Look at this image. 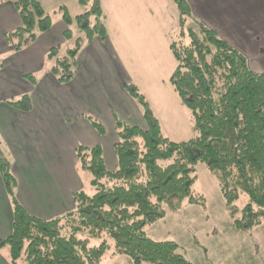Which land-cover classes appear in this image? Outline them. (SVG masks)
Returning a JSON list of instances; mask_svg holds the SVG:
<instances>
[{
    "label": "trees",
    "instance_id": "trees-1",
    "mask_svg": "<svg viewBox=\"0 0 264 264\" xmlns=\"http://www.w3.org/2000/svg\"><path fill=\"white\" fill-rule=\"evenodd\" d=\"M5 2L13 5L21 20L19 29L5 35L8 44L16 40V50L50 28V16L37 0H0ZM171 2L183 40L169 44L175 62L169 83L191 112L194 138L172 142L164 137L144 97L126 85V92L143 110L147 128L116 121L113 171L105 168L99 147H78V163L91 174L94 194H73L74 209L50 220L22 209L14 195L15 179L2 161L0 176L13 216L11 232L0 241V248L8 247L11 264H100L108 248L106 239L113 242V255L125 256L133 264H191L175 242L152 240L144 228L184 205H203L204 199L191 191L198 163L216 178L236 230L264 224V73H252L246 59L213 31L200 24L197 30L186 28L191 17L187 2ZM89 14L95 15L92 26L84 23ZM62 19L67 26L65 40L71 39L73 22L83 35L63 57L57 58L59 48L48 53V59L55 60L51 74L67 83L80 49L94 37L103 39L106 29L99 0H94L89 13L73 20L64 11ZM11 104L27 111L30 107L26 96ZM90 122L103 134L99 122ZM242 195L247 202L238 209L235 202ZM91 239L101 242L90 245Z\"/></svg>",
    "mask_w": 264,
    "mask_h": 264
},
{
    "label": "crops",
    "instance_id": "crops-1",
    "mask_svg": "<svg viewBox=\"0 0 264 264\" xmlns=\"http://www.w3.org/2000/svg\"><path fill=\"white\" fill-rule=\"evenodd\" d=\"M185 1L192 17L240 53L252 73H264V0ZM99 2L101 13L108 16L106 0ZM109 5L120 20L122 0H111ZM50 21L46 32L16 50V40L8 44L5 35L21 27L20 17L11 3L0 4V164L6 161L9 165L18 204L41 220L74 209L73 194L83 189L78 147H99L105 168L113 171L116 121L147 128L143 113L136 111L125 89L128 69L116 59L117 54L127 56L132 50L117 53L106 47L111 33L107 21L105 38L94 37L78 52L73 77L67 83H59L51 74L55 60L48 59V53L59 48L57 58L63 57L75 39L81 38L80 29L71 30V39L65 40L63 19L50 17ZM25 96L28 111L11 104ZM89 118L102 125L103 134L96 132ZM12 210L0 176V241L11 232Z\"/></svg>",
    "mask_w": 264,
    "mask_h": 264
},
{
    "label": "rangeland",
    "instance_id": "rangeland-1",
    "mask_svg": "<svg viewBox=\"0 0 264 264\" xmlns=\"http://www.w3.org/2000/svg\"><path fill=\"white\" fill-rule=\"evenodd\" d=\"M39 1L51 19H61L66 11L75 20V17L89 13L94 4V0ZM110 1L106 0L108 16L102 14L103 24L106 26L107 21L111 30L106 47L117 49V53L132 50L127 56L120 53L116 56L117 61L121 60L128 69L125 77L127 86L137 88V92L143 95L164 137L172 142L194 138L191 112L182 104L168 82L175 68L168 48L169 42L183 40L179 34L175 6L170 0H122L123 11L118 20V14L109 8ZM74 23L70 29L76 32L77 26ZM84 23L92 26L95 15L89 14ZM197 24L191 15L185 27L197 30ZM79 33L83 37L81 30ZM133 101L136 111L143 113L137 101ZM194 169L195 180L191 191L204 199L203 205H184L177 211L167 212L164 219L144 228L147 236L155 241L175 242L192 264H264V225L245 232L236 230L216 178L202 163L196 164ZM79 170L83 184L81 191L92 196L94 189L90 185L91 174L81 167ZM246 202L247 198L242 195L235 206L241 209ZM106 240L108 248L100 264H132L125 256H114L113 242ZM100 242L91 239L90 245H98ZM2 248L0 264H11L8 247Z\"/></svg>",
    "mask_w": 264,
    "mask_h": 264
}]
</instances>
